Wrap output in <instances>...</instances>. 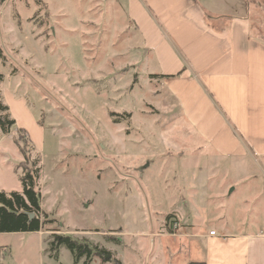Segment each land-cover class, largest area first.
<instances>
[{
	"label": "rangeland",
	"instance_id": "1",
	"mask_svg": "<svg viewBox=\"0 0 264 264\" xmlns=\"http://www.w3.org/2000/svg\"><path fill=\"white\" fill-rule=\"evenodd\" d=\"M219 1L201 5L230 16ZM249 6L264 31V0ZM0 49L1 97L40 158L41 205L60 224L52 230L106 250L111 264L115 254L124 264H189L206 254L200 243L183 250L192 236L264 230L255 159L195 141L127 0H1ZM13 138L0 131V191L21 193ZM174 224L182 231L172 236ZM51 234H0V264H74L66 247L50 259Z\"/></svg>",
	"mask_w": 264,
	"mask_h": 264
},
{
	"label": "crops",
	"instance_id": "2",
	"mask_svg": "<svg viewBox=\"0 0 264 264\" xmlns=\"http://www.w3.org/2000/svg\"><path fill=\"white\" fill-rule=\"evenodd\" d=\"M220 1L230 16H211L201 0H127V7L195 141L221 157L252 156L264 177V31L253 27L260 22L250 0ZM229 232L190 237L183 250L200 243L206 254L189 264H264L263 229Z\"/></svg>",
	"mask_w": 264,
	"mask_h": 264
},
{
	"label": "trees",
	"instance_id": "3",
	"mask_svg": "<svg viewBox=\"0 0 264 264\" xmlns=\"http://www.w3.org/2000/svg\"><path fill=\"white\" fill-rule=\"evenodd\" d=\"M0 56H2L1 49ZM2 82L3 76L0 74V86ZM0 131L6 136L14 134V144L23 157V161L16 167V172L21 170L18 180L22 185V192L7 193L0 191V234H30L50 231L52 234L48 246L50 251L56 253L54 256L51 255L50 258L58 260L59 250L61 247H66L73 255L74 264H79L83 258H86L83 264H90L94 255L99 256L105 262H111L112 256L106 250H94L85 242L68 235L58 234L61 232L60 230L51 229L54 225L60 227V224L50 213L43 210L41 205V162L38 160L40 158L32 157L33 150L27 138V131L17 126L16 121L10 115L9 107L2 100L1 93ZM32 214L34 217H31ZM170 218V216L167 217V219ZM108 239L115 240L111 237ZM113 262L114 264H121L118 260H113Z\"/></svg>",
	"mask_w": 264,
	"mask_h": 264
},
{
	"label": "built area",
	"instance_id": "4",
	"mask_svg": "<svg viewBox=\"0 0 264 264\" xmlns=\"http://www.w3.org/2000/svg\"><path fill=\"white\" fill-rule=\"evenodd\" d=\"M180 231H182V228H181V226L179 225V224H174V226H173V230H172V232H171V235L172 236H175L178 232H180ZM217 235V233L215 232V231H212V232H210V236H216Z\"/></svg>",
	"mask_w": 264,
	"mask_h": 264
},
{
	"label": "water",
	"instance_id": "5",
	"mask_svg": "<svg viewBox=\"0 0 264 264\" xmlns=\"http://www.w3.org/2000/svg\"><path fill=\"white\" fill-rule=\"evenodd\" d=\"M145 168H146V166H143V167L139 168V171H140V172H143V170H144ZM31 217H34V215L32 214ZM108 258H109V257H108Z\"/></svg>",
	"mask_w": 264,
	"mask_h": 264
}]
</instances>
